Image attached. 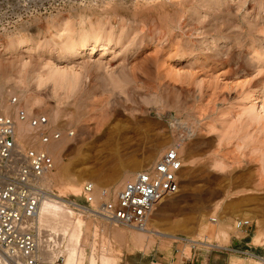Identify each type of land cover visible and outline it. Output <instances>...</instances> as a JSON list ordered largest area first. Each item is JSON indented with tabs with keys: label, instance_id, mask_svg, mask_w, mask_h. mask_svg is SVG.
<instances>
[{
	"label": "rangeland",
	"instance_id": "rangeland-1",
	"mask_svg": "<svg viewBox=\"0 0 264 264\" xmlns=\"http://www.w3.org/2000/svg\"><path fill=\"white\" fill-rule=\"evenodd\" d=\"M4 2L0 16L15 7V0ZM95 31L110 39L108 48L66 50L69 39ZM22 36L29 39L21 47H4ZM0 77L3 94L15 90L4 98L20 100L29 117L55 116L42 134L61 133L51 140L61 143L57 165L80 181L65 196L85 181L94 189L118 183L119 190L124 171L133 177L179 145V191L156 203L147 223L178 238L155 237L146 252L113 243L120 259L106 264L184 262L194 254L255 264L181 240L196 238L207 223L233 230L237 219L252 221L248 237L240 231L212 243L248 246L264 257V245L251 242L264 222V0H118L38 15L0 35ZM79 213L89 226L131 230ZM96 242L100 254V236Z\"/></svg>",
	"mask_w": 264,
	"mask_h": 264
},
{
	"label": "built area",
	"instance_id": "built-area-1",
	"mask_svg": "<svg viewBox=\"0 0 264 264\" xmlns=\"http://www.w3.org/2000/svg\"><path fill=\"white\" fill-rule=\"evenodd\" d=\"M117 1L15 0L12 12L0 16V35L38 15L72 8L99 7ZM121 1L132 4L134 0ZM16 100V97L11 98L13 103ZM22 120H28L33 128L47 123L46 116L40 114L27 117L19 111L16 117H12L3 111L0 103V264H55L62 261V256L52 259V233L44 229L39 221V207L47 198H56L73 211L87 213L109 223L145 230L155 204L179 191L183 165L181 156L173 147L150 167L135 173L111 200L96 201L94 185L90 181H85L77 194L59 196L43 183L46 172L53 166L50 155L42 149L23 147L15 139V126ZM60 136L59 131L53 130L42 134L41 140L48 143ZM234 227L244 233L242 238H246L252 221L237 219ZM181 240L188 241L185 238ZM195 245L191 243L190 248H195ZM218 250L249 257L255 260V264L264 262V257L251 251L248 246L238 248L236 245H226ZM82 264L98 263L85 261Z\"/></svg>",
	"mask_w": 264,
	"mask_h": 264
},
{
	"label": "bare ground",
	"instance_id": "bare-ground-1",
	"mask_svg": "<svg viewBox=\"0 0 264 264\" xmlns=\"http://www.w3.org/2000/svg\"><path fill=\"white\" fill-rule=\"evenodd\" d=\"M88 36H89L88 33H82V35L69 39L66 50L69 52L82 50V52H84L85 50L89 49L92 52L98 47H100L103 50L108 48L107 45L108 42L110 41L108 37L106 39L105 38L106 36L100 34L99 32L97 33L96 31L95 33L92 34L91 38H89ZM28 39L29 38L26 36L19 37L16 40L12 39L9 40L4 47L7 49L9 48L17 49L21 47L25 42H27ZM103 39H105L106 41H104ZM4 82L5 80L2 77H0V93H1L0 103L3 111L6 114L11 115L12 117H16L17 113L19 111H22L26 114L27 117H29L30 114L28 115L27 111L25 110V107L24 108L21 107L22 102L20 100L17 103H13L11 102L10 98L9 99L4 98V96H7L10 92L15 91V90L12 91L13 88H11L10 90L8 88L7 93L5 94L4 91L3 94L4 88L5 90L7 89L6 88L7 86L3 87ZM17 96L19 95L17 94ZM20 97L21 96H19V98ZM248 97L251 99V103L249 102V104H251V107L255 108L257 106V100L259 99L258 91L256 92L253 91ZM29 108L30 107H28L27 109ZM48 113L50 112H47L45 115L47 118V123L38 128L31 127L28 120L18 121L15 126V136L17 140L21 142L20 145H22L23 147L42 149L47 153H49V155L54 158L57 165L58 148L61 147L59 146L61 145V143L57 141H55L57 143L52 141L48 143H43L41 140V134L43 132H47V130L54 123V120H56L54 115ZM178 146L177 144L175 145L176 148H178ZM131 175H132V170L124 171L122 180L125 179L130 180L132 178ZM79 182L80 181L78 179V176L75 173L67 170L65 166H59V164L57 165L56 170L54 172L53 169L48 170L43 179L44 185L49 188H51V186L53 187L56 185L55 187L58 190H60L58 192L59 196H65L63 195L65 192H75V190H77L75 188L78 187ZM117 188H118V183L111 186L109 185V187L106 188L105 187L100 188L97 186L93 192L94 198L96 201L98 200V198L109 200L115 197L118 191ZM38 214H39V221L41 226L52 233V240H53V250L51 254L52 259L55 260L57 257L62 256V261L56 262L55 264H82L85 261H88L90 263L97 262L98 264H106L108 261L113 262V261H118L120 259L119 250L112 247L113 243H117L119 247L121 245L125 247L129 245L130 246L134 245L141 251L146 252L155 243V237L158 238L169 237L172 239L178 238L172 233H168V232L166 233L163 230L156 228L154 223H152L151 226H147L145 230H138L131 228L130 231L116 229L114 228V226L106 224V222L105 223L103 222L101 224H99L100 222L97 223L99 225L93 223L89 226L88 222L86 221L87 217L85 216V214L74 212L73 210L65 207L62 204V201L52 197L45 199L41 203ZM90 222L92 223V221ZM256 228H257L256 233L252 236L251 242L254 244L264 245V222L257 224ZM87 232H89V237H90L89 240H88ZM238 232L240 231L237 230L236 228L230 230V228H228V224L226 223L225 224L216 223L213 225L207 223L200 229V232L199 234H197L198 236L196 238H185V239L191 243L201 244L204 246H208L210 248H220V247H224L222 244H220L221 240L223 241L228 240L230 238V234L238 233ZM97 236L98 237L100 236L101 244H102L100 254H98L95 251L97 245L96 242ZM213 238L214 240L217 238L215 242H217V240L219 239L220 240L218 242L219 244L218 243L213 244L212 243ZM88 241H90L89 242L90 244L88 247L89 249L87 250ZM128 248L131 249L130 247ZM260 264H264V262H261Z\"/></svg>",
	"mask_w": 264,
	"mask_h": 264
},
{
	"label": "crops",
	"instance_id": "crops-1",
	"mask_svg": "<svg viewBox=\"0 0 264 264\" xmlns=\"http://www.w3.org/2000/svg\"><path fill=\"white\" fill-rule=\"evenodd\" d=\"M190 259H185L184 262H180L179 260L177 261L176 259L174 260L173 258L171 259H164V257L162 258V260L160 262H157V264H195L196 262L198 264H224L225 262L222 260H216L215 258H210L209 256L206 257H202L199 255H192L190 256ZM196 263V264H197Z\"/></svg>",
	"mask_w": 264,
	"mask_h": 264
}]
</instances>
